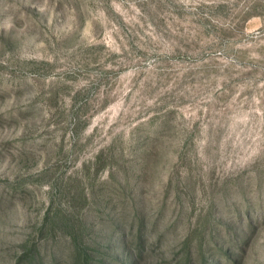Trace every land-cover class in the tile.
<instances>
[{
  "label": "rangeland",
  "instance_id": "1",
  "mask_svg": "<svg viewBox=\"0 0 264 264\" xmlns=\"http://www.w3.org/2000/svg\"><path fill=\"white\" fill-rule=\"evenodd\" d=\"M0 264H264V0H0Z\"/></svg>",
  "mask_w": 264,
  "mask_h": 264
}]
</instances>
